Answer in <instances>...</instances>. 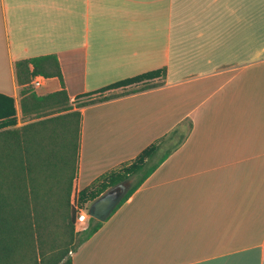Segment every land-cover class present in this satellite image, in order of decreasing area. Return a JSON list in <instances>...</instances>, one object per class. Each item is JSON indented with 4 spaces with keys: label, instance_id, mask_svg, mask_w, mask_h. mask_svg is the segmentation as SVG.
<instances>
[{
    "label": "crops",
    "instance_id": "obj_1",
    "mask_svg": "<svg viewBox=\"0 0 264 264\" xmlns=\"http://www.w3.org/2000/svg\"><path fill=\"white\" fill-rule=\"evenodd\" d=\"M41 54L60 78L35 92L63 87L69 100L164 68L144 79L155 86L72 105L76 192L151 142L165 155L62 259L264 264V0H0V103L11 98L15 118L13 61Z\"/></svg>",
    "mask_w": 264,
    "mask_h": 264
},
{
    "label": "trees",
    "instance_id": "obj_2",
    "mask_svg": "<svg viewBox=\"0 0 264 264\" xmlns=\"http://www.w3.org/2000/svg\"><path fill=\"white\" fill-rule=\"evenodd\" d=\"M163 72V67L145 71L117 80L104 88L142 81ZM13 73L18 85L20 115L28 121L14 126L16 118L11 98L5 97L6 102L0 103V264H35V261L39 264H69V257L62 259L68 248L59 249L54 228L65 231L61 224L71 227L74 220L75 213L68 203V196L77 157L79 111L68 110L71 105L63 87L39 94L30 84L34 75H57L60 78L53 54L16 59L13 61ZM158 83L146 81L117 92L75 101V106ZM62 110L68 111L48 115ZM169 135L177 143L185 133L175 127ZM157 147L156 143H149L130 161L117 169L107 170L89 185L78 189L79 204L90 203L108 186L133 175L134 179L117 206L165 155V152L158 155ZM154 157L156 160H152ZM100 222L88 216L84 234L73 247L90 235Z\"/></svg>",
    "mask_w": 264,
    "mask_h": 264
},
{
    "label": "rangeland",
    "instance_id": "obj_3",
    "mask_svg": "<svg viewBox=\"0 0 264 264\" xmlns=\"http://www.w3.org/2000/svg\"><path fill=\"white\" fill-rule=\"evenodd\" d=\"M146 81H151V80H144V81H137V82H132V84L128 85V86H125V87H132V86H137V85H140ZM114 87H117L116 89H124V87H122V85H117V86H114ZM102 93H107V92H103ZM102 93H100L99 95H102ZM97 95H94V96H86V97H83V98H78V99H72V100H69L68 99V103L69 105H72L75 104V101H79V100H84V99H88L89 97H95ZM71 107L68 109L70 110ZM68 110H62L60 112H50L48 115H55V114H58V113H66V111ZM45 117V115H43ZM33 119V118H32ZM32 119H29V120H32ZM28 121L27 119H25L24 117H22L20 115V113L18 114V118H16L15 120V123L13 124L14 126H18L24 122ZM130 178H132V180L134 179V176L132 175ZM131 180V181H132ZM71 191L72 190V187L70 188V193H69V196H68V203L70 204V199H71ZM71 205V204H70ZM88 204H86L85 208L87 207ZM61 227L63 228H66V230H62V228L58 229V228H54L55 229V232H56V237H57V242H58V245H59V249H62L63 248H70V247H73V245L78 241V239L84 234V228H81L80 227V224L78 223H72V226L70 227L68 224H61ZM32 263V262H31ZM35 264H39L38 262L35 261ZM58 264V263H57Z\"/></svg>",
    "mask_w": 264,
    "mask_h": 264
},
{
    "label": "water",
    "instance_id": "obj_4",
    "mask_svg": "<svg viewBox=\"0 0 264 264\" xmlns=\"http://www.w3.org/2000/svg\"><path fill=\"white\" fill-rule=\"evenodd\" d=\"M129 184V178H125L107 187L87 205V215L103 220L119 202Z\"/></svg>",
    "mask_w": 264,
    "mask_h": 264
},
{
    "label": "built area",
    "instance_id": "obj_5",
    "mask_svg": "<svg viewBox=\"0 0 264 264\" xmlns=\"http://www.w3.org/2000/svg\"><path fill=\"white\" fill-rule=\"evenodd\" d=\"M42 77L43 76L41 75H34L31 77L30 84L32 85L33 88L40 85ZM70 204H71V207H73L74 213H75L73 222L78 223V224L83 223L85 218L87 217V212H86L85 206H81L78 203L77 192L75 190L71 191ZM80 227L84 228V226L82 225H80Z\"/></svg>",
    "mask_w": 264,
    "mask_h": 264
}]
</instances>
